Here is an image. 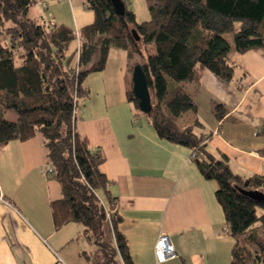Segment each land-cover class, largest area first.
<instances>
[{"label":"trees","instance_id":"trees-1","mask_svg":"<svg viewBox=\"0 0 264 264\" xmlns=\"http://www.w3.org/2000/svg\"><path fill=\"white\" fill-rule=\"evenodd\" d=\"M35 1L0 0V36L6 39H0V149L41 135L47 175L61 192L50 202L54 230L70 223L82 226L95 248L94 254L83 253L90 264H133L117 229L120 219L109 181L99 170L105 158L76 131L75 109L87 94L84 79L104 70L111 49L126 52L130 59L152 45L153 53L136 64L150 96L146 117L160 138L192 147L202 176L216 181L215 197L233 240L230 264H264V233L255 226L264 225V200L241 192L264 194V175L232 174L226 157L207 153L201 138L193 135V126H181L196 112L186 83L197 84L204 72L228 82L235 71L228 59L231 51L264 49V0H145L149 19L141 23L128 0H121L123 15L116 14L110 0H84L94 21L77 32L30 17ZM228 33L232 43L224 37ZM76 39L79 48L70 55L68 47ZM126 97L138 108L131 89ZM221 109L213 107L217 119ZM8 111L15 114L14 121L3 118ZM109 211H114L110 218Z\"/></svg>","mask_w":264,"mask_h":264},{"label":"crops","instance_id":"crops-1","mask_svg":"<svg viewBox=\"0 0 264 264\" xmlns=\"http://www.w3.org/2000/svg\"><path fill=\"white\" fill-rule=\"evenodd\" d=\"M42 2L39 18L46 23L77 32L94 21L84 0ZM78 48L76 39L68 54ZM228 59L235 66L230 81L204 72L197 84H185L196 112L181 126L192 125L205 151L226 157L232 174L264 175V49L231 51ZM129 79L126 52L111 49L104 70L83 81L87 95L75 109V129L105 158L99 170L109 181L117 229L133 264H158L154 246L161 233L169 236L176 257L160 264H230L233 240L215 197L216 181L202 176L190 159L192 147L160 138L146 116H137L126 97ZM215 105L223 109L221 119L214 116ZM0 150V264H90L83 253L93 247L82 226L53 228L50 202L61 192L47 175L41 135Z\"/></svg>","mask_w":264,"mask_h":264},{"label":"rangeland","instance_id":"rangeland-1","mask_svg":"<svg viewBox=\"0 0 264 264\" xmlns=\"http://www.w3.org/2000/svg\"><path fill=\"white\" fill-rule=\"evenodd\" d=\"M42 0H36L34 4L31 5L29 10L30 17H38L36 18L39 20V14H41L40 4ZM128 8L134 13L135 19L137 22L141 23L144 21H147L149 19L148 10L145 4V0H128L127 2ZM225 39H227L229 42L232 43V35L231 33L224 35ZM142 48V46H141ZM153 46L147 45L145 48L141 49L142 55L135 54L132 58L128 59V65H129V81L132 83V72L136 64H140L143 62V60L150 54L153 53L152 51ZM130 89H132V84L130 85ZM87 95V94H86ZM84 95L83 97L79 98L77 101V105H80L82 100L86 97ZM136 113L138 117L146 116V113H142L138 108H136ZM6 120H12L15 118V114L11 111H8L3 116ZM39 136V135H38ZM5 165V154L3 153V150H0V171L4 169ZM44 170V169H43ZM46 175V174H45ZM255 226H258V228L264 233V225L259 226V224H256ZM95 248H92L90 251V254H94Z\"/></svg>","mask_w":264,"mask_h":264},{"label":"water","instance_id":"water-1","mask_svg":"<svg viewBox=\"0 0 264 264\" xmlns=\"http://www.w3.org/2000/svg\"><path fill=\"white\" fill-rule=\"evenodd\" d=\"M110 3L118 15H123L125 7L121 0H110ZM135 40L138 41L139 37L135 31H131ZM132 93L138 100V109L142 113H148L151 109L150 96L146 85L145 76L139 66H135L132 72ZM245 195L254 200H264V194L259 191H243Z\"/></svg>","mask_w":264,"mask_h":264},{"label":"built area","instance_id":"built-area-1","mask_svg":"<svg viewBox=\"0 0 264 264\" xmlns=\"http://www.w3.org/2000/svg\"><path fill=\"white\" fill-rule=\"evenodd\" d=\"M41 6L43 9L46 8V3L42 2ZM49 27H52L54 25L53 21H49L47 23ZM197 157V154L195 151H192L190 154V159L193 161ZM116 208V203L114 205ZM114 214V211L107 212V217L110 218ZM154 254L156 258V262L158 264L164 263L166 261L172 260L176 257V253L174 251V248L170 242L169 236L165 233H161L155 243L154 246Z\"/></svg>","mask_w":264,"mask_h":264}]
</instances>
